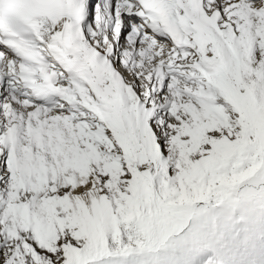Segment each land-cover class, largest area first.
<instances>
[{"label": "snow or ice", "instance_id": "1", "mask_svg": "<svg viewBox=\"0 0 264 264\" xmlns=\"http://www.w3.org/2000/svg\"><path fill=\"white\" fill-rule=\"evenodd\" d=\"M0 264H264V0H0Z\"/></svg>", "mask_w": 264, "mask_h": 264}]
</instances>
